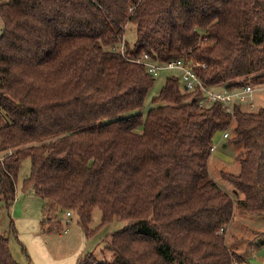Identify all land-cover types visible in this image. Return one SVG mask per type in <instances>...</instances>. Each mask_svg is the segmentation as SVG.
I'll list each match as a JSON object with an SVG mask.
<instances>
[{
    "label": "trees",
    "instance_id": "obj_1",
    "mask_svg": "<svg viewBox=\"0 0 264 264\" xmlns=\"http://www.w3.org/2000/svg\"><path fill=\"white\" fill-rule=\"evenodd\" d=\"M0 18V203H15L30 159L24 190L43 200L42 231L62 230L71 211L86 237L96 209L100 228L127 222L104 264L240 262L226 232L236 204L264 215V107L237 105L233 118L173 76L147 116L133 114L155 83L134 60H193L211 88L262 86L264 0H0ZM232 123L240 172L222 177L235 200L209 174ZM0 264H19L4 236ZM77 264L102 263L87 254Z\"/></svg>",
    "mask_w": 264,
    "mask_h": 264
},
{
    "label": "rangeland",
    "instance_id": "obj_2",
    "mask_svg": "<svg viewBox=\"0 0 264 264\" xmlns=\"http://www.w3.org/2000/svg\"><path fill=\"white\" fill-rule=\"evenodd\" d=\"M1 35L2 21L0 18ZM124 40L131 47L134 46L136 42L134 28L126 30ZM173 76L181 79L182 72L179 70L161 71L155 76L154 86L146 98L143 109L133 114L147 116L149 111L156 107L153 99L159 95L167 79ZM255 106L253 111L264 107L258 104ZM215 144L218 147L215 152L211 153L209 159L210 179L235 200V188L224 180L222 172L239 174L240 165L236 157L243 148L228 144L227 140L220 142V137L216 139ZM224 144L228 146L224 148ZM31 171V160H24L17 179L15 203L9 210L0 203V236L9 239L11 254L16 262L19 264H63L80 250L81 255L93 254L102 264L111 263L115 258L114 253L108 249L112 235L124 229L127 222L116 219L109 226L100 228L101 212L96 209L90 226L96 232L86 237L82 234V229L78 224V216L71 211L72 216L69 221L67 213L60 215L62 230L59 232L40 231L43 221V200L33 190H24V182L31 175ZM75 233L79 235V238L81 237V240L77 242L67 240ZM226 244L241 258V261L235 264H264V215H250L236 204L233 221L227 228Z\"/></svg>",
    "mask_w": 264,
    "mask_h": 264
},
{
    "label": "built area",
    "instance_id": "obj_3",
    "mask_svg": "<svg viewBox=\"0 0 264 264\" xmlns=\"http://www.w3.org/2000/svg\"><path fill=\"white\" fill-rule=\"evenodd\" d=\"M121 50L124 51V46L121 47ZM135 62L144 65L148 72L154 77L157 76L161 71H175L179 70L182 72L181 81L186 92H193L200 89L203 93V99L200 101L201 106H207L212 103H221L223 108L227 113L235 118V106L247 105L249 111H253L256 107L252 99L256 91L264 89L262 86H253L247 85L242 89L238 90H229L227 88L218 87L211 88L204 84L200 75L198 74L197 69L201 67V64L194 62L193 60L185 61L183 59L168 61L165 63H159L154 61L150 55L144 53L134 60ZM204 68L206 66H203ZM233 123L228 129L223 131L220 136V142L231 137V129ZM214 142L211 153L215 152L218 145ZM72 214L67 213L68 221L71 218ZM65 233L67 231H64ZM224 232V229H221L220 233Z\"/></svg>",
    "mask_w": 264,
    "mask_h": 264
},
{
    "label": "crops",
    "instance_id": "obj_4",
    "mask_svg": "<svg viewBox=\"0 0 264 264\" xmlns=\"http://www.w3.org/2000/svg\"><path fill=\"white\" fill-rule=\"evenodd\" d=\"M253 101H254V104L255 105H260V106H264V89L262 90H259V91H256L252 97ZM246 111H249V109H247V105H243L242 106ZM228 145L227 144H224L223 147H227ZM39 230V229H38ZM40 231L41 230V225H40ZM67 233V232H66ZM82 234L85 235L84 231L82 230ZM86 236V235H85ZM67 240L71 241V240H75V242H77V240H81V237L79 238V235H77V233H75L74 236H69L67 238ZM83 253V252H82ZM81 252L80 250L78 252H76V254L68 259L66 262H64L63 264H77L78 262V259L81 257Z\"/></svg>",
    "mask_w": 264,
    "mask_h": 264
}]
</instances>
